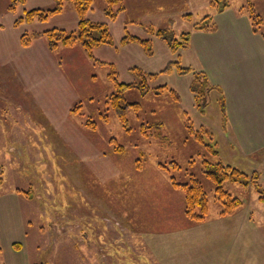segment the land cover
<instances>
[{
  "label": "rangeland",
  "instance_id": "obj_1",
  "mask_svg": "<svg viewBox=\"0 0 264 264\" xmlns=\"http://www.w3.org/2000/svg\"><path fill=\"white\" fill-rule=\"evenodd\" d=\"M226 1V9L244 11L245 0ZM210 2L122 0L124 10L110 19L106 0H92L85 19L106 24L113 44L89 55L78 44L48 48L46 31H77L71 0L46 20L17 24L28 11L54 9L55 1L23 0L9 11L10 0H0V264H264V143L243 157L249 149L235 144L238 135L225 127L221 92L207 93L201 113L190 90L198 64L188 47L172 51L167 43L182 42L205 16L215 23ZM253 2L264 18V0ZM125 35L149 40L152 55L121 44ZM169 63L189 72L173 66L161 73ZM117 83L133 87L120 90ZM112 95L132 105L125 126ZM201 127L211 131L204 141L218 156L189 132ZM217 159L248 177L258 174L255 184L223 183L242 203L227 216L219 215L214 185L201 171L203 160ZM191 176L208 201L198 224L185 218L183 194L171 185V178L189 184ZM133 186L130 205L137 207L141 231L132 222L137 215L123 211ZM161 224L188 229L159 235L153 226Z\"/></svg>",
  "mask_w": 264,
  "mask_h": 264
},
{
  "label": "trees",
  "instance_id": "obj_2",
  "mask_svg": "<svg viewBox=\"0 0 264 264\" xmlns=\"http://www.w3.org/2000/svg\"><path fill=\"white\" fill-rule=\"evenodd\" d=\"M56 3V7L49 11H42V10H31L25 13L24 18H20L16 21V24L26 21H32L33 17L37 16L39 20H46L49 16L59 14L62 10V4L65 0H54ZM74 10L76 12L78 18V27L77 31L66 33L63 30H56L53 29L51 31H46L44 34L48 41V48L49 50L53 51L57 47L64 46V47H73L75 45H79L81 49L86 52L87 54L91 55L92 49L94 47L100 45H112V36L109 32V29L106 24L104 23H97V22H90L89 20L85 19V14L88 10H90L92 5V0H71ZM18 2L23 3V0H10V3L7 7L9 11H14ZM119 5L116 11L112 10L113 5ZM122 0H106V10L105 14L110 19H115L119 13L124 10V7L121 5ZM210 5L213 8H216L217 13L226 10L228 7L226 0H211ZM240 10V13L245 14L250 22L251 29L254 33L258 34L260 37L264 39V18L257 14L253 0H245V5ZM188 20H191L190 15L186 17ZM215 29V23H212V18L210 16H205L199 22L193 24V30L199 31H207L211 32ZM148 31H152L151 28ZM157 36L160 38H164V32L158 31L156 32ZM191 32H186L181 35L182 42H179L175 39L172 41L167 39L168 46L170 50L174 51L179 48H184L188 46L189 38ZM121 44H137L143 50L144 53L148 56L152 55L151 51V42L149 40H143L136 36L132 35H125L121 41ZM24 45H28V41H23ZM176 66L177 70L180 73L189 72L188 69H183L179 66V63H169L162 71L163 74H168L172 71V67ZM133 73L137 76L144 77L145 73L140 69L134 68L132 69ZM151 80L157 77V74H146ZM116 86L120 90L123 87L131 88L132 85H123L117 83ZM143 83H140L139 89H142ZM118 89V90H119ZM215 89L212 86L205 75L204 72L199 71L195 74V77L190 85V90L193 95V99L196 102V108L203 113L202 109L205 108L207 103H205L207 93H210ZM173 98L175 100H179V96L172 92ZM113 108L115 109L120 122L123 126L126 124L125 118V109L128 106H132L130 104L123 103V99L121 95H112L111 97ZM222 102L223 98H222ZM223 110L224 104H223ZM225 118V114L223 115ZM89 125L94 126L93 123H89ZM191 134H194L195 140L202 145V147L206 148V150L211 154L212 157L218 156L217 151L212 147L205 143L204 135L209 136V140L212 139V133L205 127H201L199 131H193L191 128L189 129ZM119 151L123 150L122 147H117ZM173 167L179 170V166L172 162ZM162 167V166H161ZM164 168V167H162ZM202 173L213 183L214 185V194L215 199L221 204V211L220 216H227L233 213L234 210H237L241 207L242 203L239 199L232 198L229 193L225 192L222 188L223 183L225 182H243L245 184H255L257 173H253V176L248 177L246 174L241 172L236 168H232L222 161L218 160L216 162H211L207 160L202 161L201 166ZM2 172L3 169L0 167V185L3 183L2 179ZM252 178V179H251ZM171 185L174 189L180 190L183 194L184 205H183V214L185 218L192 222V223H201L203 222L208 214V205H207V195L203 190L201 183L196 180L193 176H191L190 183H177L174 178H171ZM18 193H21L20 190H17ZM23 194V193H22ZM264 200V199H262ZM15 248L19 249L20 246L17 244H13Z\"/></svg>",
  "mask_w": 264,
  "mask_h": 264
},
{
  "label": "crops",
  "instance_id": "obj_3",
  "mask_svg": "<svg viewBox=\"0 0 264 264\" xmlns=\"http://www.w3.org/2000/svg\"><path fill=\"white\" fill-rule=\"evenodd\" d=\"M213 20V31H191L187 47L198 69L222 94L227 117L225 127L229 133L238 135L235 144L243 150L249 149L243 157L251 158L252 151L259 149L254 145L264 143V39L252 31L248 17L239 11L226 9L215 14ZM130 188L126 190L129 203L123 211L137 215L132 222L141 231L144 224L140 222L137 207L130 205L136 187ZM143 220L147 221L146 212ZM161 225L153 226L159 227V235L188 229L185 224L182 230L173 225Z\"/></svg>",
  "mask_w": 264,
  "mask_h": 264
}]
</instances>
